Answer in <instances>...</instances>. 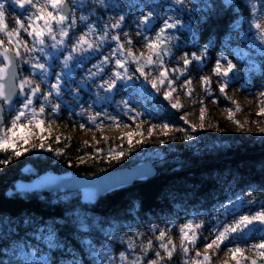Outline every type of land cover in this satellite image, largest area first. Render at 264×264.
I'll list each match as a JSON object with an SVG mask.
<instances>
[{
    "label": "snow or ice",
    "instance_id": "1",
    "mask_svg": "<svg viewBox=\"0 0 264 264\" xmlns=\"http://www.w3.org/2000/svg\"><path fill=\"white\" fill-rule=\"evenodd\" d=\"M230 2L231 0H225V3ZM249 2L252 4L249 16H256L260 20L251 25L256 30L253 39L264 44V0ZM6 3L23 10L24 19L15 18V27L12 29H9L6 23ZM174 3L182 5L184 0H174ZM257 4L260 5L259 8ZM111 7L118 6H113L111 0H0V36L4 37L0 38V153H10V156L0 158V165L9 164L12 158H19L35 147L47 148L59 154V149H52L47 143L51 136L50 124L53 122L47 117L59 114L62 105L71 109V105H67L63 99L65 90L72 93L73 99L79 102V93L82 90L92 93L91 86L94 85L97 91L92 93L95 99L91 103L111 104L114 102V95L121 94V89L135 87L130 82L142 80L146 85H150V89H138L141 94H146L147 98L156 94L162 95L163 100L168 102L167 106L180 109L182 104L175 95L178 91L176 81L184 77L180 89L185 90V94L191 97L192 80L187 77V73L191 70L190 66L202 72L203 66L208 62L212 42L199 47L198 52H183L180 60L176 61L178 66L169 68L167 63L171 62L174 49L178 48L174 43L177 36L172 30H186L194 44L196 33L182 24L180 19L161 16L155 7L144 5L149 10L146 13L141 10L136 29L137 36L143 38L147 51L136 54L131 47L125 48V43L132 44L131 37L123 31L125 15L121 14L111 22L102 18L101 13ZM149 32L154 34L150 36ZM21 33L28 39H24ZM121 35H124L126 40L121 41ZM92 60L96 62L92 63L90 68L84 67ZM25 65L29 69V75L21 77ZM57 65L59 72L55 71ZM76 69H82L84 73L79 81L73 75ZM235 70L236 64L223 54L216 59L212 68L213 75L218 77V91L225 97L230 82L235 78ZM172 76H176V80H173ZM200 79L205 92L212 96L210 78L202 75ZM72 83L76 84L75 90L70 86ZM101 92L104 95L101 96ZM261 96L264 97V93H261ZM216 102L213 97V103ZM260 103L262 107L258 115L264 116V99ZM120 104L126 110L124 115L134 113L129 119L133 122L139 120L142 113L132 106V100H121ZM233 104L236 111L241 110L238 102L233 101ZM201 105L199 127L203 128L206 108L203 101ZM77 106L81 107V111L75 113L73 110L72 114L81 118L87 115L86 123L97 131L103 130L104 119L116 127L122 124L119 115L111 116L100 111L90 114L79 103ZM102 117L104 119H101ZM229 119L234 120L232 109L229 110ZM235 122L242 127L239 121ZM123 127L127 128L129 125L123 124ZM155 127L157 126L148 127L149 136ZM161 127L166 132L169 125L164 123ZM80 128L83 130L85 124L81 123ZM143 131L137 123L135 132L126 133L118 139L122 142L126 140L128 151H131L136 144L143 142L142 139L134 141L133 136H143ZM261 131L264 132V129ZM33 139H39V144H33ZM55 139L59 143L61 137L57 135ZM184 139L191 140L193 137L185 135ZM105 141L107 142L106 137ZM160 143L164 141L161 140ZM84 144L87 146V142ZM93 151L97 156L103 153L112 159H120L125 155L122 146L109 148L107 151L94 147ZM80 162L85 161L81 158ZM239 203L241 202L236 201L232 205L223 206L225 214L232 213V220H218L216 225H212L213 238L210 241L205 240L203 253L196 251L194 257L189 255L190 249L201 239L199 230L204 222L189 220L179 227L180 249L185 257L182 264H211L212 249L219 251L226 242L234 245L249 234L264 233V205L253 214H241L237 217L235 207ZM157 231L159 250L153 248L152 240L138 246L130 239L127 242L128 251L119 253V264H164L165 261H171L177 251L176 245L171 238L166 239V231ZM89 250L91 251V244ZM249 250L256 254V259L249 258L245 249L239 246L227 249L235 264H243L245 260H248L249 264H258V259L264 260V237L250 245ZM161 251L164 255H161ZM150 252L153 253V258H148ZM104 259L112 264L113 258L107 253ZM224 264H228V261H224Z\"/></svg>",
    "mask_w": 264,
    "mask_h": 264
},
{
    "label": "rangeland",
    "instance_id": "2",
    "mask_svg": "<svg viewBox=\"0 0 264 264\" xmlns=\"http://www.w3.org/2000/svg\"><path fill=\"white\" fill-rule=\"evenodd\" d=\"M243 6L246 7L248 13L252 6L249 0H241ZM255 2V0H252ZM113 6L118 7L108 8L106 11L101 13L102 18L111 22L113 18H118L119 15H125V26L123 31L128 33L131 37L132 44L128 45L125 43V48L131 47L132 51L136 54L140 52H146L144 47L143 38L137 36L136 21L140 17L141 10L145 13L149 8L144 5L155 7L156 11L161 16L167 15L173 18H178L182 24L187 25L196 33L195 44L192 42L190 33L179 30H172L177 36V40L174 41L178 45V48L174 49V56L171 58V62L166 63L169 68L177 67L176 61L180 60L183 52H198L199 47L203 46L200 40V30L202 29V23L205 20L206 13L210 7L209 0H184L182 5L174 3V0H111ZM259 4L257 7L259 8ZM240 18L235 23L234 33L235 37L228 38L220 49H215L213 46L209 49V59L206 66H203L202 72L195 67L190 66V71L187 73V77L192 80L191 88L193 89L191 97L185 94V90L180 89V84L183 83L184 77L176 81V87L178 89L177 95L182 104L180 109H171L167 106L168 102L163 100L162 95L156 94L151 98H147L146 94H141L138 89H150V85H146V82L142 80H135L130 82L135 87H128L121 89V94L114 95V102L111 104H93L92 100L95 96L97 89L92 85V93L82 90L79 95L80 101L77 102L73 99V94L63 92V99L67 105H71V109L62 105L61 111L57 115L47 117L48 120L53 121L50 124L51 136L47 143L52 149H59L60 152L57 154L55 151H49L47 148L41 149L39 147L30 148L29 151L23 155H49L52 166L58 165L62 170L60 174L73 173L69 170L73 166L83 165L89 162L92 164L103 163V164H116L125 168L122 164L132 163L131 167H134L142 162H148L155 165V162L159 159H163L165 156H177L183 152L191 151L197 155L202 152H206L210 147H218L227 145L228 142L221 132L220 125L222 124L230 132L242 136L245 140H264V116L258 115L262 107L260 101L264 99L261 93H264V82L259 85L256 83V77L261 75L262 64H264V44H261L258 40L253 39L256 36V30L251 27L253 22H260L256 16H249L248 13L242 9L239 11ZM23 10L19 7L13 8L6 3V23L9 29L15 27V18L24 19L22 15ZM26 15V14H25ZM158 26V25H157ZM115 34V33H113ZM153 32H149L148 35H153ZM24 39L28 37L21 33ZM0 38H4L0 36ZM126 40L124 35H121V41ZM115 46L114 44L112 45ZM107 54V51L105 52ZM228 56L229 59L236 64L235 78L230 82L227 89L226 97L221 95L218 91V77L213 75L212 68L215 64L216 59L221 55ZM92 60L86 63L84 67L90 68ZM56 72L60 71L59 65L55 68ZM29 75V69L25 65L21 71V77ZM73 75L77 81L82 79L84 75L82 69H76ZM207 76L211 80V91L212 96H209L202 87L201 76ZM37 82H38V78ZM173 80H176V76H172ZM71 88L75 90L76 84L72 83ZM43 87V86H42ZM119 87V85H118ZM104 95V93H100ZM213 97L217 101L213 103ZM55 100V97H53ZM121 100H132V106L142 113L139 120L133 122L129 119V116L124 115L126 111L120 104ZM203 106L206 108L205 119L203 121V128L199 127L201 124L200 120V109ZM233 101L238 102L240 111L235 110ZM81 105L87 109V112L94 114L97 111L106 113L111 116L119 115V119L122 121L121 126L116 127L111 124L110 121L104 119V127L102 131H97L94 127H91L86 123L87 115L81 118L79 115L72 114L81 111ZM38 106V105H37ZM233 110L234 120L229 119V110ZM167 110L172 115H176L179 119V126L172 125L169 121L160 117V111ZM187 121V122H185ZM235 121H239L242 127H239ZM7 123V121H6ZM84 123L85 128L81 130L80 124ZM139 124L142 128L143 136L134 135L133 140H143L142 143L136 144L131 151H128L127 141H121L118 139L124 136L126 133L135 132L136 125ZM167 123L169 125L168 130L161 127L162 124ZM123 124H128L129 127H123ZM150 125H156L153 129L152 135L149 136L147 129ZM192 125L196 127L193 128ZM46 123V127H47ZM183 129V131H178ZM47 135V133H45ZM61 137L60 142H56V136ZM188 135L193 137L191 140H185L184 136ZM107 140H115L124 143L125 155L120 159H112L109 156L101 153L99 156L94 154V147H97ZM163 140L164 143H160ZM39 139H33V144H39ZM84 142H87L85 146ZM83 146L88 147L83 148ZM22 155V156H23ZM33 155V156H34ZM3 156H10V153H0V158ZM81 158L84 159V163H81ZM3 165H0V167ZM127 168V169H130ZM32 170L31 166L25 168V171ZM113 169H110L111 171ZM51 171V170H49ZM47 171V172H49ZM53 172V171H51ZM55 173V172H53ZM75 175V174H74ZM76 177H80L75 175ZM36 180V179H35ZM21 181V182H32ZM19 191H22L20 183L17 184ZM240 201L235 207V215H249L261 209L264 205V198H259L257 195L249 192H244L236 197H233L230 201L223 205H219L215 209L206 212H190L188 214H180L175 219L165 222L160 225H153L145 228H129L125 231H114L110 230L103 237L102 244L94 245L91 242V251L89 245H86L89 257L97 264H109V260L104 259V255L107 253L112 259V264H119V253L127 250V242L131 239L135 245L145 244L148 240L153 241V248L158 249V242L156 236L158 235L157 229L164 230L167 233V238H171L176 245V253L174 254L171 261H165L164 264H182L185 257L180 249V234L179 227L189 220H193L197 223L203 221V227L199 230L201 239L197 242L194 248L190 249V256H195L196 251L203 253L204 241H210L213 237L211 235L212 225H216L219 222L231 221L233 215L231 212L225 214L224 205H232L234 202ZM259 227V226H257ZM260 237H264V233H252L249 234L244 240L237 241L234 245L228 244L221 246V249L217 251L212 249L210 255H212L211 264H224V261H228V264H235L230 257L227 249L232 246H239L245 249V254L251 258L256 259V254L250 251V245L257 243ZM36 244H21L13 249L15 255L14 263L7 264H55L50 259L51 251L55 248V236L52 232H46L41 234ZM161 255L164 253L161 251ZM148 258H153V253H149ZM2 264V263H0ZM56 264H84L79 258L75 257L71 260H62ZM243 264H249L248 260L243 261ZM258 264H264V260L258 259Z\"/></svg>",
    "mask_w": 264,
    "mask_h": 264
},
{
    "label": "trees",
    "instance_id": "3",
    "mask_svg": "<svg viewBox=\"0 0 264 264\" xmlns=\"http://www.w3.org/2000/svg\"><path fill=\"white\" fill-rule=\"evenodd\" d=\"M146 1V0H142ZM164 1V0H162ZM210 7L200 30L202 45L212 42L220 49L228 38L235 37L234 26L240 10L248 13L241 0H209ZM255 79L264 82V64ZM160 117L179 126L177 116L167 110ZM227 145L210 147L197 155L191 151L165 156L155 162L157 175L145 182L101 198L94 205L85 204L74 192L23 193L17 184L31 181L51 170L49 155H23L0 167V263H14L13 249L21 244H36L46 232L55 236L51 251L53 263L79 258L84 264H97L89 257L86 245L102 244L110 230L125 231L164 224L180 214L211 211L237 195L249 192L264 198V140H245L220 125ZM124 147L107 140L97 146ZM83 148H88L83 146ZM124 149V148H123ZM132 163L122 164L130 168ZM28 166L32 170L25 171ZM120 165L91 162L69 170L77 176L93 177Z\"/></svg>",
    "mask_w": 264,
    "mask_h": 264
},
{
    "label": "water",
    "instance_id": "4",
    "mask_svg": "<svg viewBox=\"0 0 264 264\" xmlns=\"http://www.w3.org/2000/svg\"><path fill=\"white\" fill-rule=\"evenodd\" d=\"M157 175L155 166L142 162L127 169L120 168L97 176L76 177L73 173L56 174L51 171L42 174L32 182H20L23 193L74 192L81 194L83 203L94 205L101 198L132 187L136 182H145Z\"/></svg>",
    "mask_w": 264,
    "mask_h": 264
}]
</instances>
